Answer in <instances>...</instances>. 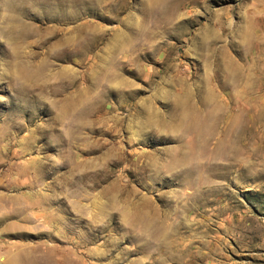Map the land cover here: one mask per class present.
Instances as JSON below:
<instances>
[{
  "label": "rangeland",
  "instance_id": "374dc122",
  "mask_svg": "<svg viewBox=\"0 0 264 264\" xmlns=\"http://www.w3.org/2000/svg\"><path fill=\"white\" fill-rule=\"evenodd\" d=\"M0 264H264V0H0Z\"/></svg>",
  "mask_w": 264,
  "mask_h": 264
},
{
  "label": "bare ground",
  "instance_id": "6f19581e",
  "mask_svg": "<svg viewBox=\"0 0 264 264\" xmlns=\"http://www.w3.org/2000/svg\"><path fill=\"white\" fill-rule=\"evenodd\" d=\"M128 23H130V22L128 21ZM220 26H221V24H219L218 22H216L214 24H211V26L209 25V27L207 29H209V32L215 33L216 30H219L220 29Z\"/></svg>",
  "mask_w": 264,
  "mask_h": 264
}]
</instances>
